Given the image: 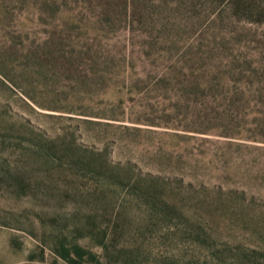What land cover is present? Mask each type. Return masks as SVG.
<instances>
[{"label":"rangeland","instance_id":"obj_1","mask_svg":"<svg viewBox=\"0 0 264 264\" xmlns=\"http://www.w3.org/2000/svg\"><path fill=\"white\" fill-rule=\"evenodd\" d=\"M264 264V0H0V264Z\"/></svg>","mask_w":264,"mask_h":264},{"label":"trees","instance_id":"obj_2","mask_svg":"<svg viewBox=\"0 0 264 264\" xmlns=\"http://www.w3.org/2000/svg\"><path fill=\"white\" fill-rule=\"evenodd\" d=\"M72 252H74L75 258L70 257L71 250L68 248H62L61 252H59V255L68 260L70 264H79V260L82 259V256L86 253L82 248L78 246H74L72 249Z\"/></svg>","mask_w":264,"mask_h":264}]
</instances>
